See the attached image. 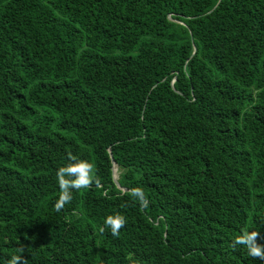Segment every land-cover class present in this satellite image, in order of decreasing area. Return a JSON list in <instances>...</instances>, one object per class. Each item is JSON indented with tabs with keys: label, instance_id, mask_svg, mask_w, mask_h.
<instances>
[{
	"label": "trees",
	"instance_id": "trees-1",
	"mask_svg": "<svg viewBox=\"0 0 264 264\" xmlns=\"http://www.w3.org/2000/svg\"><path fill=\"white\" fill-rule=\"evenodd\" d=\"M246 232L264 245V0H0V264H264Z\"/></svg>",
	"mask_w": 264,
	"mask_h": 264
},
{
	"label": "clouds",
	"instance_id": "clouds-1",
	"mask_svg": "<svg viewBox=\"0 0 264 264\" xmlns=\"http://www.w3.org/2000/svg\"><path fill=\"white\" fill-rule=\"evenodd\" d=\"M91 168V164L80 161L58 169L57 176L60 178L59 186L61 189V195L56 205L58 208L70 201V189H79L89 184ZM133 195L143 202V194L139 189H133ZM125 223V218L119 214L109 215L104 220V224L110 228L113 235L117 234L118 230L121 229ZM257 236L258 233L256 232H246L238 237L236 242L244 244L248 249L249 255L264 258V245L256 242ZM20 260L21 257L13 256L9 260V264H18Z\"/></svg>",
	"mask_w": 264,
	"mask_h": 264
},
{
	"label": "water",
	"instance_id": "water-1",
	"mask_svg": "<svg viewBox=\"0 0 264 264\" xmlns=\"http://www.w3.org/2000/svg\"><path fill=\"white\" fill-rule=\"evenodd\" d=\"M116 167H117L116 166V163H114V161H113V179H114V182L116 183V185L118 187H120L119 184H118V182H117L118 175H116V173H115ZM121 189H123V188H121ZM123 191H125V189H123Z\"/></svg>",
	"mask_w": 264,
	"mask_h": 264
},
{
	"label": "rangeland",
	"instance_id": "rangeland-1",
	"mask_svg": "<svg viewBox=\"0 0 264 264\" xmlns=\"http://www.w3.org/2000/svg\"><path fill=\"white\" fill-rule=\"evenodd\" d=\"M116 175H117V167H116V171H115Z\"/></svg>",
	"mask_w": 264,
	"mask_h": 264
}]
</instances>
